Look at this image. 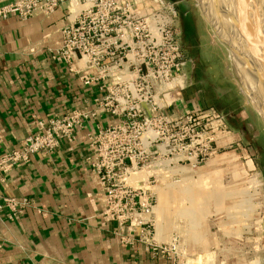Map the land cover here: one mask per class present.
I'll list each match as a JSON object with an SVG mask.
<instances>
[{
    "label": "crops",
    "instance_id": "1",
    "mask_svg": "<svg viewBox=\"0 0 264 264\" xmlns=\"http://www.w3.org/2000/svg\"><path fill=\"white\" fill-rule=\"evenodd\" d=\"M15 1L0 0V9ZM72 6L69 1L52 13L38 9L27 19L15 13L0 15V159L27 135L38 131L41 121L75 108L96 112L74 139L62 141L54 152L33 154L29 162L18 163L6 172L0 170V204L4 197L27 201L20 211H0V264H182L189 259L198 264H251V225L222 236L220 230L201 224L205 215L201 203L212 197L215 209L221 207L227 191L222 189L223 179L227 176L237 178L241 172L245 187L261 197L264 182L255 171L251 152L250 162L224 149L216 155L218 158L199 166H177L166 161L163 168H145L131 175L138 184L151 176L158 177L159 184L164 181L163 192L168 198L165 221L163 225L158 223L156 212L153 239L170 243L178 236L175 262L169 255H154L147 243L138 240L137 227L120 225L103 214L104 187L91 167L95 150L89 135L118 120L99 103L106 93L104 81L87 85L81 81L80 71L87 69L83 60L76 59L70 66L54 57L62 46L63 29L72 21ZM191 84L188 73L185 88L166 95L168 113L201 106L199 100L184 95ZM227 138L240 145V137L232 130ZM186 199L191 206L179 211L190 221L194 239L187 237L174 220L173 202ZM249 201L238 198L236 204ZM169 202L171 209H167ZM199 206L201 212H194ZM241 216L252 220L253 212L244 211L236 218ZM193 256L196 258L191 259Z\"/></svg>",
    "mask_w": 264,
    "mask_h": 264
},
{
    "label": "built area",
    "instance_id": "2",
    "mask_svg": "<svg viewBox=\"0 0 264 264\" xmlns=\"http://www.w3.org/2000/svg\"><path fill=\"white\" fill-rule=\"evenodd\" d=\"M69 1L79 9L70 8L73 18L63 29L62 46L54 57L70 66L83 60L87 69L80 71L81 81L85 85L104 81L106 93L99 103L118 120L89 135L95 150L91 167L104 187L103 214L120 225L137 227L138 240L154 255H169L175 262L178 236L170 243L153 239L159 178L151 176L138 184L131 175L163 168L166 161L199 166L233 145L227 140L231 130L224 115L211 108L200 106L174 115L166 111V95L186 86L190 61L173 2L17 0L2 7L0 15L15 13L27 19L35 10L52 13ZM94 115L75 108L41 121L38 131L2 156L0 170L29 162L33 154L54 152L62 141L74 139ZM26 203L4 197L0 211H20Z\"/></svg>",
    "mask_w": 264,
    "mask_h": 264
},
{
    "label": "rangeland",
    "instance_id": "3",
    "mask_svg": "<svg viewBox=\"0 0 264 264\" xmlns=\"http://www.w3.org/2000/svg\"><path fill=\"white\" fill-rule=\"evenodd\" d=\"M164 1L175 3L177 0H164ZM250 1L254 5L251 6L256 8L255 6L257 3H255L254 0H250ZM258 1L260 2L257 8L258 11L261 12L260 7L262 9L263 7L262 3L264 0H257V2ZM247 2H244L245 6H247L246 9L250 7L249 3ZM214 3L215 1L213 0L212 6H215L218 11L219 10L218 8H220V6H218L217 4L216 6ZM224 3L226 4L225 8L227 9L231 8V4L230 2H228V0H225ZM76 5L77 7H79L78 4ZM177 5H178V9L180 7V11L178 10L179 19L184 9L189 10L192 13V17L194 19V24L196 27V32H195L196 45H194L195 47L193 46L191 41H188L187 47L185 48L188 52L187 53L188 58L192 60V62L189 61L187 66V72L191 74L192 77V84L191 86L188 85V87L185 89L184 95L189 99L199 100L201 107L214 109L219 114L224 115L230 130L236 133L241 139L240 145L233 144L232 147L227 148L225 151H228L229 153H231V155L234 153L238 154V156L242 157L241 160L243 162L244 161L246 162L247 160L250 162L249 158L251 153H253V158H254L253 160L256 167L255 171L259 174V178L261 179V181L263 178L262 182H264V117L261 115L260 111L257 109L256 106L257 101L262 102V100L260 99L261 94L258 93L259 88H257V86L250 88L249 81L247 79L244 80L242 78L241 67L234 62V59L232 58L231 50L228 47V45L223 41H221L219 37L215 34L213 27L211 26V24L205 17L202 9L200 8L199 0H183L182 2H179V4ZM227 9L225 11L222 10L223 11L222 13L224 15L225 13L231 14V12H229V10ZM248 10L249 9H247V11ZM218 13H219L218 15L219 17L221 15L223 16V14H221L220 12ZM260 15L262 18L261 13ZM218 16L217 18H219ZM225 22L230 25L233 24L231 20H228V22L227 20L226 21L224 20V23ZM261 27L263 28L262 23H261ZM232 35L236 36L235 34ZM236 44H240L239 48L241 50L243 49L242 51L244 53L248 52V50L251 48L248 45L249 43L245 44L244 42H241V40ZM253 46L254 44H252V47ZM262 48L264 49V46H262ZM253 49L255 52L256 49L255 48ZM261 106L264 107V105L262 104ZM238 146H241V148H239ZM243 148H246L247 151L242 152ZM218 157L219 156H215L211 158L210 160H208L207 163L212 162ZM244 177L245 176L240 172L238 173L237 178L236 176L231 177L230 175L227 176L226 180L223 179L225 186L222 185V189L223 190L227 189V191L224 190L225 191L224 193H226V195L222 197L221 207H217V210L215 209L212 197L202 202L203 204L201 203L203 207L202 209L204 210L203 213H205V215L203 214L201 216V222H202L201 224H203L205 228L209 227L211 229L220 230L222 236L225 235L226 232H229L230 234L236 229H244L245 226L251 225L254 232L252 239L253 242L252 244L254 248L252 252H250L251 253L250 256L252 257L250 258L248 256V258L252 259L251 264H263L264 263V183L262 186L263 190L261 193V197L259 198V195H256L254 191H249V189L245 187L244 184L245 180L242 179ZM204 187H205L204 190L208 192L207 186ZM163 188H164V181H161V183L158 186L159 192H158V202H157L156 212H157V221L158 223L161 222L162 225L164 224L165 221V214L163 215V211H164L163 209L166 208L164 206H161L160 203V200L162 199L164 194ZM238 198L240 200H245V201L250 199V201L246 204L247 206L244 204H241L239 206L236 204V200ZM171 204L172 203L169 202L167 209H171ZM191 204L192 203L187 199L182 201L177 200L173 202L174 213L176 215V217H174V220L177 222L176 224H178L177 227L185 231L187 237L194 239L193 235L191 234L193 228L189 223L190 221L188 220V218L181 215L179 211L181 207L186 208L191 206ZM248 204H251L252 207L251 205ZM214 211H216L215 215H214ZM244 211H247V213L249 211L253 212L252 220L242 219V216L240 219L236 218L242 215ZM195 258L196 257L193 256V258L191 259H195ZM211 260L212 259H210V261ZM182 264H198V263L197 260L192 261L189 259L188 262H182ZM208 264H210L209 261Z\"/></svg>",
    "mask_w": 264,
    "mask_h": 264
},
{
    "label": "water",
    "instance_id": "4",
    "mask_svg": "<svg viewBox=\"0 0 264 264\" xmlns=\"http://www.w3.org/2000/svg\"><path fill=\"white\" fill-rule=\"evenodd\" d=\"M207 1L208 0H199V4H200V7H201L204 15L206 16L207 20L209 21V23L213 27L215 34L219 37V39L221 41L226 43L228 45V47L230 48L234 62L237 65H239L241 68H243V67H244V69L248 68L252 71V75L254 78L253 80L255 81L256 85L258 86L259 93L261 94L260 99L262 100V103H264V64H263L264 63L263 62L264 61V52L260 53L259 54L260 56L259 55L258 56L252 55L250 57H245L244 52L239 48V46L236 43H238L240 41V39H238L237 37L242 36L243 37L242 39L244 40V42L245 43L248 42L250 44V42L247 39L248 33H249L248 28H247L248 31H247V35H246V32L242 31V27H240L237 23L235 25L234 24L235 22H232L233 26L226 23V22L221 24L220 22H218L219 21L218 18L215 17L217 14L216 9L212 6V4H210V2H207ZM213 8L215 11L213 10ZM226 9L227 8L224 7L223 11H225ZM228 25L230 26V28H232L231 31H229L226 28V26H228ZM245 25L246 24L244 23V26ZM236 26L238 29L236 28ZM236 32H237L238 36H233L232 34H235ZM253 33L254 32H251V34H253ZM250 35H249V37H250ZM252 44H254V43L252 42ZM251 50L253 51V49H251ZM239 61H241V62L239 63ZM260 113L264 117V110Z\"/></svg>",
    "mask_w": 264,
    "mask_h": 264
},
{
    "label": "bare ground",
    "instance_id": "5",
    "mask_svg": "<svg viewBox=\"0 0 264 264\" xmlns=\"http://www.w3.org/2000/svg\"><path fill=\"white\" fill-rule=\"evenodd\" d=\"M215 1V5L217 4L218 5V3H221V4H223L224 5V7H225V3H224V0L222 1H220L219 2V0H217V2H216V0H214ZM237 1H239V0H237ZM248 1V0H247ZM246 1V2H247ZM207 2H210V4H212V2H213V0H208ZM234 3H235V1H233ZM259 2L260 1H258V4H259ZM262 2V1H261ZM264 2V1H263ZM241 3V2H240ZM248 3V2H247ZM232 4V3H231ZM236 4V3H235ZM258 4H256V8H254L253 6H251L252 5V3H249V8H247V9H249L248 11H247V9H245V11L243 10V11H241V13L242 12H244V13H242L241 15H243V17H245L246 16V28H248V32L251 34V32H254L253 34V37H252V35H250L249 33H248V37H247V39H248V41L250 42V44H248L250 47V51L248 50V52H245L244 53V55H245V57H248V55L249 56H254V55H256V56H258L260 53H262V52H264V49L262 48V46H264V40H263V36H264V10H263V12H262V18H261V15H260V11H258V8H257V6H259ZM216 5V6H217ZM240 5H242V4H240ZM239 5V6H240ZM245 5V4H244ZM232 6H233V4H232ZM231 6V7H232ZM239 6H233L232 8H234V9H236V12L238 11H240V7ZM215 9H216V7L215 6H213ZM245 7H247V6H245ZM214 8H213V10H214ZM232 8H229V10H230V12L232 11L233 12V14L235 13V11H234V9H232ZM242 8V7H241ZM78 9H79V7H77L76 5L74 6L73 5V7H72V10L73 11H78ZM219 9V8H218ZM220 10V11H219ZM218 11H217V9H216V15L218 16L219 15V13L218 12H220L221 14H223L222 13V11H221V9H219ZM255 11V13H253L254 14V17L253 18H255V22H248V21H250V18L248 19V17H250L249 15H247V14H251V11ZM260 10H261V7H260ZM215 11V10H214ZM247 14H246V13ZM238 14V13H237ZM236 14V15H237ZM226 15H228V14H226ZM216 16V17H217ZM229 16V15H228ZM220 17H222V15L220 16ZM224 17H225V15H224ZM236 17V21H238L239 22V16L237 15V16H235ZM223 18V17H222ZM221 18V19H222ZM226 18V17H225ZM226 19H228V18H226ZM225 19V20H226ZM231 19H233L234 20V18H232L231 17ZM244 19V20H245ZM262 19V20H261ZM219 20H220V18H219ZM232 20V22H234ZM261 20V21H260ZM248 22V23H247ZM260 23V24H259ZM261 23H262V26H263V28L261 27ZM235 24H236V22H235ZM244 25V24H243ZM258 29V30H257ZM261 29V30H260ZM257 30V31H256ZM257 33V34H256ZM246 35H247V33H246ZM249 35H250V37H249ZM241 41L242 42H244V40L243 39H241ZM252 42L254 43V46L252 47ZM241 44V43H240ZM240 44H237V45H240ZM245 44H247V43H245ZM242 46V45H241ZM243 48V47H242ZM253 48H255L256 50H255V52H254V49ZM248 49V48H247ZM251 49H253V51L251 50ZM243 50V49H242ZM245 51H247V50H245ZM260 56V55H259ZM264 62V61H263ZM239 64V63H238ZM264 64V63H263ZM239 69V68H238ZM241 70H242V72H241V74H242V78L244 79V80H248L249 81V85H250V88L252 87H256L257 85H256V83L254 84L253 82H251V78H252V76L250 75V73H248V72H246L245 70H244V68H241ZM239 71V70H238ZM249 88V87H248ZM257 88H258V86H257ZM252 91V90H251ZM259 91V90H258ZM253 92V91H252ZM259 93V92H258ZM257 100H259V99H257ZM261 104L262 105H264L262 102H259V101H257L256 102V106H257V109L260 111V112H262L263 110H264V107L263 106H261ZM231 157V156H230ZM182 175V174H181ZM138 178V177H137ZM140 180V179H139ZM258 183H259V181H257ZM262 187V186H261ZM263 190V189H262ZM208 193V192H207ZM195 195V194H194ZM208 195V194H207ZM162 196V195H161ZM202 196V195H201ZM170 198V197H169ZM161 199V198H160ZM167 199L168 198H166V196H165V193L163 194V197H162V199L160 200V203H161V206H166V201H167ZM198 206V205H197ZM200 209H201V207L199 206V209H198V207H195V211L194 212H197L198 210L200 211ZM164 210V209H163ZM190 212V214H193L194 212ZM161 212V211H160ZM201 212V211H200ZM197 218H198V216H197ZM163 229V228H162Z\"/></svg>",
    "mask_w": 264,
    "mask_h": 264
},
{
    "label": "flooded vegetation",
    "instance_id": "6",
    "mask_svg": "<svg viewBox=\"0 0 264 264\" xmlns=\"http://www.w3.org/2000/svg\"><path fill=\"white\" fill-rule=\"evenodd\" d=\"M183 0H177L175 3H176V6H177V8H178V5L177 4H179V2H182ZM233 1H235V3L233 2ZM247 0H239V1H237V0H228V2H230V4L232 3L233 4V6H239L240 4H242V5H240L239 7H240V11L238 12H236V9H234V8H232L233 6H232V4H231V8L232 9H234V11H235V13L233 14V12L231 11V14H228V15H226V13H225V17L226 18H228V19H226L225 17H224V14H223V20L221 19V17H219L220 18V20H219V18H218V22H220L221 24H223L224 23V20L226 19L227 20V22H228V20H231V22H232V20L233 19H231V18H229V17H232V18H234V22H236L240 27H242V31H244V32H246L247 33V28H246V26H244L243 24L245 23L246 24V16L245 17H243V15H241L242 13H244V12H242L241 13V11H245V9H246V7H245V3L244 2H246ZM249 1L250 0H248V3H249ZM220 2V1H219ZM224 2H225V0H224ZM241 2V3H240ZM254 2L255 3H257L258 4V2H257V0H254ZM250 3H251V1H250ZM200 5V4H199ZM253 5V4H252ZM262 5H263V7H262V9H261V14H262V12H263V10H264V2L262 3ZM218 6H220V8L219 9H221V11L222 10H224L223 9V7H224V5L223 4H221V3H218ZM226 7V6H225ZM242 7V8H241ZM201 8V7H200ZM244 8V9H243ZM243 9V10H242ZM179 11H180V7H179V9H178ZM227 10H229V8L227 9ZM223 12V11H222ZM229 12H230V10H229ZM238 13V14H237ZM246 13V12H245ZM253 13H255V11H251V14H247V15H249L250 17H248V19L250 18V21H248V22H255L254 20H255V18H253L254 17V14ZM239 16V22L238 21H236V17L235 16H237V15ZM206 17V16H205ZM246 18V19H245ZM245 19V20H244ZM254 19V20H253ZM225 20V21H226ZM247 22V23H248ZM232 26H233V24H231ZM236 25V24H235ZM180 28H181V33H182V43H183V47H184V50H185V52H186V47H187V43H188V41H191V43L193 44V46L194 45H196V43H195V32H196V27H195V24H194V19H193V17H192V13L189 11V10H183L182 11V14H181V16H180ZM226 28L230 31L232 28H230V26L228 25V26H226ZM236 28H237V26H236ZM238 29V28H237ZM235 35L236 36H238V34H237V32L235 33ZM253 35V34H252ZM238 39H242L243 37L242 36H238L237 37ZM245 43V42H244ZM186 46V47H185ZM239 46V45H238ZM195 47V46H194ZM187 54V53H186ZM245 56V55H244ZM190 62H192V60L190 59ZM240 63V62H239ZM244 68V67H243ZM246 72H248V73H250V75L252 76V78H251V82H253L254 84H255V81L253 80L254 78H253V75H252V71L250 70V69H244ZM234 117V116H233Z\"/></svg>",
    "mask_w": 264,
    "mask_h": 264
}]
</instances>
